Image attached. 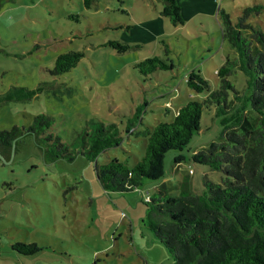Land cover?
<instances>
[{
  "label": "rangeland",
  "instance_id": "374dc122",
  "mask_svg": "<svg viewBox=\"0 0 264 264\" xmlns=\"http://www.w3.org/2000/svg\"><path fill=\"white\" fill-rule=\"evenodd\" d=\"M219 1L234 22L245 6L261 5L248 21L264 31V0ZM153 2L95 0L86 7L84 0H0V129L20 128L5 153L0 147L6 159L0 157V264H176L150 228L145 200L158 195L163 182L178 194L185 176L193 191L206 194L204 180L221 182L224 173L195 161L193 153L220 141L241 106L253 123L259 114L247 100L249 74L236 67L229 75L240 94L229 92L233 109L205 108L189 143L167 151L162 178H145L131 190L104 187L96 161L115 156L132 166L146 144L136 131L172 119L186 101L205 96L189 87L188 73L200 72L216 88L217 68L227 55H239L222 37L220 13L217 20L196 17L175 24ZM148 18L155 20L147 25ZM108 39L131 47L118 51ZM163 40L173 67L140 72L134 63L163 55ZM70 49L85 54L70 70L53 75L56 56ZM38 113L53 119L45 133L59 135L74 149L80 134L91 132L97 120L116 123L121 140L95 159L80 151L73 160L57 157L39 131L27 129ZM131 124L135 132L128 129ZM179 154L184 158L174 168ZM18 241L35 242L40 249L21 253L12 247Z\"/></svg>",
  "mask_w": 264,
  "mask_h": 264
},
{
  "label": "trees",
  "instance_id": "16d2710c",
  "mask_svg": "<svg viewBox=\"0 0 264 264\" xmlns=\"http://www.w3.org/2000/svg\"><path fill=\"white\" fill-rule=\"evenodd\" d=\"M95 0H84L90 7ZM123 2V0H121ZM261 5L245 6L237 21L225 9H220L222 37L238 51L237 58L227 55L217 68L219 86L211 88L209 80L198 71L187 76L189 87L205 92L202 99L191 98L179 106L170 120H159L136 131L145 140V152L132 166L126 160L110 157L103 163L95 162V171L105 188L131 190L139 187L145 178L160 179L165 174V156L168 150H182L200 129L203 110L216 105L226 111L233 109L229 92L240 97L235 84L229 79L236 67L249 74L247 100L258 112L253 123L244 107L235 111L234 124L225 125L220 141H212L207 148L195 151L192 158L209 164L224 173L221 182L204 180L206 194L192 189L188 176L181 181V190L174 194L158 188L159 194L145 200L150 228L157 240L173 254L176 264H264V31L248 21ZM161 15L173 23H184L179 0H162ZM243 30H248L245 36ZM164 41V40H163ZM107 44L118 51H126L131 44L124 40L108 39ZM138 45V44H136ZM164 54H154L134 63L144 74L158 69H171L169 44L164 41ZM85 54L81 49L59 53L50 72L53 75L70 70ZM169 108L167 107V110ZM53 123L45 113L35 114L27 129L39 131L41 139L49 144L57 157L73 160L80 151L91 159L121 140L116 123L101 120L91 132H82L77 140L78 149L71 148L53 132L45 133ZM238 124V129H231ZM131 124L128 129L134 131ZM133 127V128H132ZM20 128L0 129V147L3 153L12 146ZM135 132V131H134ZM184 156L175 157L180 162ZM12 247L21 253H34L40 248L35 242H15Z\"/></svg>",
  "mask_w": 264,
  "mask_h": 264
},
{
  "label": "crops",
  "instance_id": "0c3cea01",
  "mask_svg": "<svg viewBox=\"0 0 264 264\" xmlns=\"http://www.w3.org/2000/svg\"><path fill=\"white\" fill-rule=\"evenodd\" d=\"M153 1L154 8L159 11V9L162 7V0ZM179 3L181 5L182 16L184 20H186L183 24H185L188 19H192L194 21L196 17H201V19L213 17L217 20L220 9H224L221 7V4H219V0H179ZM148 5L150 6V4ZM156 19L160 22L162 21L161 17ZM154 20L155 19L153 18H148L146 19L145 24L150 25V23ZM178 165H180V163H177L174 168H176ZM152 188L154 189V187H151V189Z\"/></svg>",
  "mask_w": 264,
  "mask_h": 264
},
{
  "label": "water",
  "instance_id": "95a60500",
  "mask_svg": "<svg viewBox=\"0 0 264 264\" xmlns=\"http://www.w3.org/2000/svg\"><path fill=\"white\" fill-rule=\"evenodd\" d=\"M15 139V138H14ZM13 143V142H12ZM0 157L2 158V159H4V160H6L5 158H4V156H3V154L1 153V151H0Z\"/></svg>",
  "mask_w": 264,
  "mask_h": 264
},
{
  "label": "built area",
  "instance_id": "2783aa9c",
  "mask_svg": "<svg viewBox=\"0 0 264 264\" xmlns=\"http://www.w3.org/2000/svg\"><path fill=\"white\" fill-rule=\"evenodd\" d=\"M177 112V110H175Z\"/></svg>",
  "mask_w": 264,
  "mask_h": 264
}]
</instances>
